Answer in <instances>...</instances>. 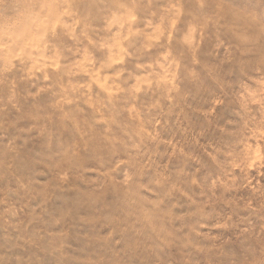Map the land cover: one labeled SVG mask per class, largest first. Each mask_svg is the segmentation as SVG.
Here are the masks:
<instances>
[{
  "label": "rangeland",
  "instance_id": "374dc122",
  "mask_svg": "<svg viewBox=\"0 0 264 264\" xmlns=\"http://www.w3.org/2000/svg\"><path fill=\"white\" fill-rule=\"evenodd\" d=\"M0 264H264V0H0Z\"/></svg>",
  "mask_w": 264,
  "mask_h": 264
},
{
  "label": "bare ground",
  "instance_id": "6f19581e",
  "mask_svg": "<svg viewBox=\"0 0 264 264\" xmlns=\"http://www.w3.org/2000/svg\"><path fill=\"white\" fill-rule=\"evenodd\" d=\"M48 166H49V164H48ZM71 194H72V193H71ZM71 194H70V195H71ZM61 205H63V204H61ZM102 208H103V207H102ZM92 246H93V245H92Z\"/></svg>",
  "mask_w": 264,
  "mask_h": 264
}]
</instances>
